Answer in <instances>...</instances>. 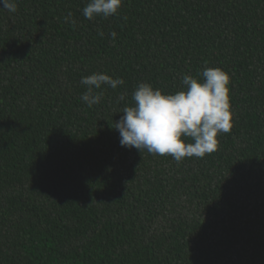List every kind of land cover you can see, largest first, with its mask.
Listing matches in <instances>:
<instances>
[{
  "label": "trees",
  "instance_id": "16d2710c",
  "mask_svg": "<svg viewBox=\"0 0 264 264\" xmlns=\"http://www.w3.org/2000/svg\"><path fill=\"white\" fill-rule=\"evenodd\" d=\"M89 2L0 7V264H264V0H123L86 19ZM206 67L230 77L215 152L120 145L139 83L173 94ZM93 73L124 83L88 107Z\"/></svg>",
  "mask_w": 264,
  "mask_h": 264
},
{
  "label": "clouds",
  "instance_id": "9594fccd",
  "mask_svg": "<svg viewBox=\"0 0 264 264\" xmlns=\"http://www.w3.org/2000/svg\"><path fill=\"white\" fill-rule=\"evenodd\" d=\"M122 3L123 0H90L83 8V16L107 18L117 14ZM0 7L10 13L17 11L15 0H0ZM71 15L69 12L68 17ZM110 35L115 39L114 31ZM201 75L203 80L184 75L185 90L173 94H164L149 83H139L132 94L133 105L125 106L115 123L120 145L154 155H169L178 163L186 157L203 158L215 152L218 134L229 133L233 126L230 77L224 70L212 67H206ZM80 83L87 87L81 100L92 107L102 98V93H94V89L102 85L116 89L124 81L105 73H93L81 77Z\"/></svg>",
  "mask_w": 264,
  "mask_h": 264
}]
</instances>
